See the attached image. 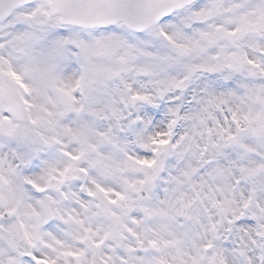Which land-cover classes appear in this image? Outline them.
Returning <instances> with one entry per match:
<instances>
[{"label": "snow or ice", "instance_id": "snow-or-ice-1", "mask_svg": "<svg viewBox=\"0 0 264 264\" xmlns=\"http://www.w3.org/2000/svg\"><path fill=\"white\" fill-rule=\"evenodd\" d=\"M0 264H264V0H0Z\"/></svg>", "mask_w": 264, "mask_h": 264}]
</instances>
